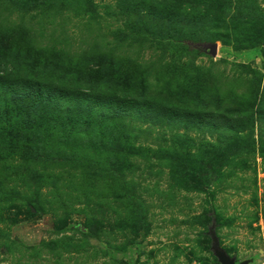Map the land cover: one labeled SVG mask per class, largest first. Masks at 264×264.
<instances>
[{"label":"rangeland","instance_id":"rangeland-1","mask_svg":"<svg viewBox=\"0 0 264 264\" xmlns=\"http://www.w3.org/2000/svg\"><path fill=\"white\" fill-rule=\"evenodd\" d=\"M0 76L107 118L0 100V264H264V0H0Z\"/></svg>","mask_w":264,"mask_h":264},{"label":"trees","instance_id":"trees-1","mask_svg":"<svg viewBox=\"0 0 264 264\" xmlns=\"http://www.w3.org/2000/svg\"><path fill=\"white\" fill-rule=\"evenodd\" d=\"M33 85L31 82H28L27 80H19V79H13L9 76H0V100L6 102L8 104V101H14L17 103V105L22 109L25 110V113H29L31 116H34L36 114H46L50 115L48 111L50 109L52 110H58V115H62L63 117H74L79 119H89V116H93L94 120L100 119L104 120L107 119L104 116L100 114L98 110L97 105H94V103L89 104V95L87 93H84L83 91L79 90H72L70 92L68 91H58L56 87L53 89L57 91L55 93V96L49 98L45 103H48V105H44L42 102L41 97L39 96V90L42 91L43 89H36V87H32ZM34 89L37 91V94L35 95L32 92L26 93V90ZM30 91V90H29ZM75 95V98L73 97ZM80 96V99H76V96ZM88 97V98H87ZM10 102V101H9ZM139 103V102H135ZM144 104V103H143ZM144 106V105H143ZM146 107H149V109H154L155 106L148 105ZM5 114L6 117L11 118L12 114L10 110H8V107H5ZM19 108V110H20ZM108 109V108H107ZM161 112H150L145 113V117L149 119H156V121H159V123H164L165 119L164 117L168 115V113L171 114V119L176 122H182L183 117L187 118L190 114L188 113H181L179 118L177 117V114H175L173 111L168 109V107L162 106L160 108ZM103 111V110H102ZM113 110H109V112ZM106 112L104 111V115L106 116ZM96 116V117H95ZM107 117V116H106ZM191 117H194V115H191ZM30 127V125H27Z\"/></svg>","mask_w":264,"mask_h":264},{"label":"water","instance_id":"water-1","mask_svg":"<svg viewBox=\"0 0 264 264\" xmlns=\"http://www.w3.org/2000/svg\"><path fill=\"white\" fill-rule=\"evenodd\" d=\"M201 46L204 50L210 48L212 54H215L217 49L215 43L203 44ZM208 234L211 239V251L220 264H248L250 262V260L236 262L234 257L229 256V254L220 246L219 240L214 230V226H211L209 228Z\"/></svg>","mask_w":264,"mask_h":264}]
</instances>
